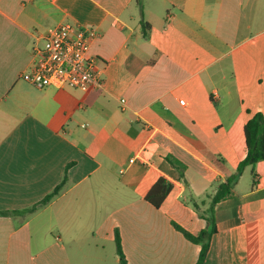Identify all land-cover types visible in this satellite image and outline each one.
Segmentation results:
<instances>
[{
	"label": "crops",
	"instance_id": "1",
	"mask_svg": "<svg viewBox=\"0 0 264 264\" xmlns=\"http://www.w3.org/2000/svg\"><path fill=\"white\" fill-rule=\"evenodd\" d=\"M66 22L97 33L98 89L22 77L36 37ZM256 113L264 0H0V264H120L116 231L128 264H195L201 247L172 223L207 227L198 212L246 157ZM161 177L175 185L155 208ZM232 193L205 264H264V160Z\"/></svg>",
	"mask_w": 264,
	"mask_h": 264
},
{
	"label": "built area",
	"instance_id": "2",
	"mask_svg": "<svg viewBox=\"0 0 264 264\" xmlns=\"http://www.w3.org/2000/svg\"><path fill=\"white\" fill-rule=\"evenodd\" d=\"M97 33L66 22L36 37L32 64L22 77L37 89H77L88 92L102 86L98 58L91 53ZM184 104V101H181Z\"/></svg>",
	"mask_w": 264,
	"mask_h": 264
},
{
	"label": "trees",
	"instance_id": "3",
	"mask_svg": "<svg viewBox=\"0 0 264 264\" xmlns=\"http://www.w3.org/2000/svg\"><path fill=\"white\" fill-rule=\"evenodd\" d=\"M147 24L143 23L144 29H146ZM245 138H246V157L241 160L238 164L237 171L229 176L225 183H222L216 190L215 194L212 196L209 207L203 211L198 212L199 216L207 222V227L203 229L198 235H193L175 222L173 226L180 231L185 238L201 247L198 259L195 264H205L208 257L211 238L217 233V221L215 216V205L219 202L230 198L233 195V187L238 183L240 177L246 168L251 167L252 171L254 166L264 160V116L262 113H256L247 122L244 128ZM168 160L181 171L183 176V171L186 168L184 164L180 163L178 160L172 156H168ZM253 173V172H252ZM67 180V170L63 181L54 188V190L47 194L42 200L33 206L31 210H35L38 206L47 205L55 197H57L61 190L64 188ZM175 183L168 180L166 177H161L157 183L151 188V190L145 196V200L152 204L155 208L161 207V204L170 193ZM193 207L198 211L196 204ZM119 231H116L115 243L118 255L120 257V264H128L125 255L122 250L121 237H119Z\"/></svg>",
	"mask_w": 264,
	"mask_h": 264
},
{
	"label": "rangeland",
	"instance_id": "4",
	"mask_svg": "<svg viewBox=\"0 0 264 264\" xmlns=\"http://www.w3.org/2000/svg\"><path fill=\"white\" fill-rule=\"evenodd\" d=\"M251 171L250 170H247L246 173H245V180H247V182H251ZM35 230H43V228H39V227H35ZM58 235V232L57 230H53L52 233L50 234V237H55ZM108 245V244H107ZM107 249V252L109 253V255L113 252V254H116V246L113 244L112 246L108 245L106 247Z\"/></svg>",
	"mask_w": 264,
	"mask_h": 264
}]
</instances>
